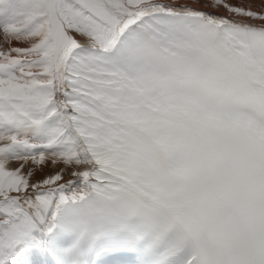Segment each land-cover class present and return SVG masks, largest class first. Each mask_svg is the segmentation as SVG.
<instances>
[{
  "label": "snow or ice",
  "instance_id": "obj_1",
  "mask_svg": "<svg viewBox=\"0 0 264 264\" xmlns=\"http://www.w3.org/2000/svg\"><path fill=\"white\" fill-rule=\"evenodd\" d=\"M0 264H264V0H0Z\"/></svg>",
  "mask_w": 264,
  "mask_h": 264
},
{
  "label": "bare ground",
  "instance_id": "obj_2",
  "mask_svg": "<svg viewBox=\"0 0 264 264\" xmlns=\"http://www.w3.org/2000/svg\"><path fill=\"white\" fill-rule=\"evenodd\" d=\"M13 167H14V165H13ZM69 177L68 176H65V179H68Z\"/></svg>",
  "mask_w": 264,
  "mask_h": 264
}]
</instances>
